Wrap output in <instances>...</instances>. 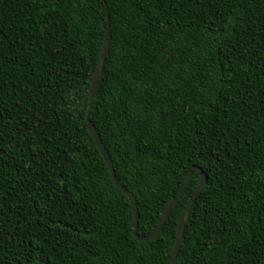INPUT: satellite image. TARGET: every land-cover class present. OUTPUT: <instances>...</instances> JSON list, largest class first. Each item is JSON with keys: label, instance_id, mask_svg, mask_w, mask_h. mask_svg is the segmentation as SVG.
I'll use <instances>...</instances> for the list:
<instances>
[{"label": "trees", "instance_id": "16d2710c", "mask_svg": "<svg viewBox=\"0 0 264 264\" xmlns=\"http://www.w3.org/2000/svg\"><path fill=\"white\" fill-rule=\"evenodd\" d=\"M264 264V0H0V264Z\"/></svg>", "mask_w": 264, "mask_h": 264}, {"label": "water", "instance_id": "95a60500", "mask_svg": "<svg viewBox=\"0 0 264 264\" xmlns=\"http://www.w3.org/2000/svg\"><path fill=\"white\" fill-rule=\"evenodd\" d=\"M110 43H111V25H110V18H109L108 9H107V29H106V33H105V39H104L102 52H101V55H100L99 60L97 62V65H96V68H95V71L93 74V78H92L90 108H89V111L87 114L86 122H87L88 130L90 131L95 143L97 144V147L99 148V150L101 152L102 157L104 158L106 164L108 165V167L110 169L113 182L115 183L117 188L119 190H121L128 197V199L130 201V204L132 206V211H133V235H134V237L139 241H151V240L156 239V237L158 236V234L162 230L166 220L168 219L169 215L173 212V210L176 208L179 201L181 200L182 195L184 193V190L188 184V181L192 177L193 172L195 170H197L201 173V179H200L199 185H198L197 189L195 190V192L193 193V195L190 197V199H189V201H188V203H187V205H186V207H185L184 211L182 212L181 217L179 219L178 229H177V234H176V240H175V244H174V248H173V252H172V257H171V263H170V264H176L177 263L178 250L180 248L181 242H182L183 237H184L186 222L190 217V213L193 209L194 204L196 203L198 197L201 195V193L203 192V190L206 186L208 177L199 167H197V166L192 167L191 170L184 176L180 190H179L177 196L174 199H172L168 203V205L165 207V209L162 212V214L159 218V221H158L156 227L154 228V230L148 236H145V237L139 236L137 234V227H138V222H139V211H138L137 201H136L134 195L119 183V181L116 177L115 170L113 167V163L111 161L109 153H108L107 149L105 148L103 141L101 140L99 134L97 133L95 126L93 125V123L90 119V114L92 111L93 102L98 97V94H99L101 81H102V77H103V70H104L105 62H106V59H107V56H108L109 50H110Z\"/></svg>", "mask_w": 264, "mask_h": 264}]
</instances>
